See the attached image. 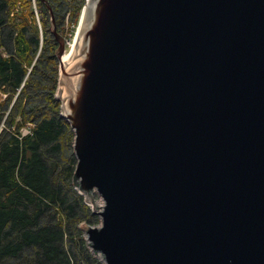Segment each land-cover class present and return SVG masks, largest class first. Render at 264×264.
I'll list each match as a JSON object with an SVG mask.
<instances>
[{"label": "water", "instance_id": "1", "mask_svg": "<svg viewBox=\"0 0 264 264\" xmlns=\"http://www.w3.org/2000/svg\"><path fill=\"white\" fill-rule=\"evenodd\" d=\"M81 25L57 99L100 262L264 264V0H87Z\"/></svg>", "mask_w": 264, "mask_h": 264}, {"label": "trees", "instance_id": "2", "mask_svg": "<svg viewBox=\"0 0 264 264\" xmlns=\"http://www.w3.org/2000/svg\"><path fill=\"white\" fill-rule=\"evenodd\" d=\"M70 1L73 21L80 22L87 0ZM50 2L38 0L44 25L40 32L32 0H0V125L28 77L9 114L8 127L19 114L22 120L16 131L5 129L0 134V264H102L83 228L87 222L97 224L100 217L74 184L75 132L61 116L57 99L60 61L46 25ZM28 27L34 29L33 35L26 32ZM14 31V52L5 54ZM41 36L44 46L38 55ZM43 64L50 69L46 104L35 97L39 88H45L37 80L45 73ZM29 120L36 127L20 138L18 131Z\"/></svg>", "mask_w": 264, "mask_h": 264}, {"label": "rangeland", "instance_id": "3", "mask_svg": "<svg viewBox=\"0 0 264 264\" xmlns=\"http://www.w3.org/2000/svg\"><path fill=\"white\" fill-rule=\"evenodd\" d=\"M50 1H51L50 2V6L52 4H55L59 8V10H57V8L51 6L53 8V10H54V28H55L56 33L60 37H62V39H64V41L66 42V51H65V53H66L67 50L70 48V43H72L74 41L75 36L77 34V31L80 28V22H81L82 17H83V12H82V15H81V18H80V22L79 21L74 22L73 21L74 20V16L72 15L71 10H70V3H71L70 0H50ZM32 3L34 5V7L36 8L35 10H36V14H37V23H38V26H39L40 32H41L43 30V26L44 25L41 22L42 21V15L40 13L41 11H40V7L38 5V0H32ZM52 23H53V19H52V14H51V9H50V18L48 19V23L46 25L48 27V33H49L50 37L51 38L53 37L55 39V42L58 43L57 37L54 34ZM8 30L11 31V28H8ZM26 32L28 33V35H33L34 34V29L32 27H28ZM15 35H16V32L14 31L12 33L11 38L7 40L6 47H5V54H9V53H13L14 52L15 48H14V39L13 38H14ZM51 40H53V39H51ZM55 42L53 41L52 43L54 44V48H55V51L57 53V51L59 49V43L56 46ZM43 46H44V41L42 40V36H41L40 48H39L38 55L41 54ZM38 57L39 56H37V58ZM59 61H60V59H59ZM43 66H44V70H45L46 74L44 73V75L41 76V77L38 76L37 80H39V84H41V82L44 83V85H45L44 87L45 88L43 90H42L43 86H42V88H39L38 92L39 91L40 92L39 93L35 92L36 93L35 97L38 98L37 100L41 101V103L46 104L47 102H46V95L45 94H46V90L48 89V86L50 84V80H49V76L50 75L48 74L49 75L48 76L47 72L49 73L50 69L48 68V66L46 64L45 65L43 64ZM62 67H63V65H62V62L60 61L59 72L61 71ZM31 69H32V67H31ZM31 69L29 70V72L31 71ZM27 79H28V77L25 78L24 82L22 83V85L18 89L17 93L15 94V97L12 99V103L8 107V111L6 113V117L4 118L3 122L0 125V134L3 131H5V129H7L8 131L15 129L16 128V123L18 121L20 122L22 120V116L19 114L17 116L16 123H14L13 126L8 127V123H9L10 118H11V116H9V114H10L12 108H13L14 103L16 102V100H18V96L21 94V90L25 86ZM59 82H60V80H59ZM39 84L37 85L38 87L40 86ZM59 87H60V85L58 83L57 92H56L57 94L59 92ZM2 95H3V98L7 97V94L3 93ZM79 193L84 196L85 201L91 207L92 212H95L94 211V205L87 200V198H86V196L84 194H82L80 191H79ZM95 200H96V203L99 204V206H105L104 199L98 193H96ZM95 213H97V215H99L100 221L97 224H90V223L87 222L86 223L87 226H99L101 224V216H100L99 212H95ZM84 226H85V223L83 224V228H84ZM95 255L99 259V255L96 254V253H95ZM100 256L102 258L101 263L105 264V260H104L103 255L101 253H100Z\"/></svg>", "mask_w": 264, "mask_h": 264}, {"label": "bare ground", "instance_id": "4", "mask_svg": "<svg viewBox=\"0 0 264 264\" xmlns=\"http://www.w3.org/2000/svg\"><path fill=\"white\" fill-rule=\"evenodd\" d=\"M82 15V14H81ZM81 25V22H80ZM81 27L78 29L77 34L75 36V39L72 43H70V48L67 50V52L63 55L62 57V62L65 63L66 67L68 68V66L72 63L73 57L76 53V50L78 48V43H79V39H80V31H81ZM63 68H65L64 64ZM66 69V68H65ZM33 133V132H32ZM101 207V206H100Z\"/></svg>", "mask_w": 264, "mask_h": 264}, {"label": "built area", "instance_id": "5", "mask_svg": "<svg viewBox=\"0 0 264 264\" xmlns=\"http://www.w3.org/2000/svg\"><path fill=\"white\" fill-rule=\"evenodd\" d=\"M36 127V122L29 120L27 121L18 131V135L20 138H23L29 134H31ZM16 131V128L13 131ZM102 207V206H101Z\"/></svg>", "mask_w": 264, "mask_h": 264}]
</instances>
